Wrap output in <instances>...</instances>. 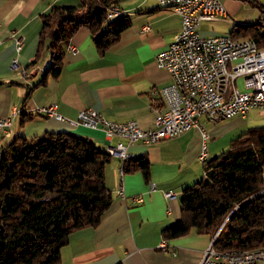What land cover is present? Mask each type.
<instances>
[{
	"label": "crops",
	"instance_id": "0c3cea01",
	"mask_svg": "<svg viewBox=\"0 0 264 264\" xmlns=\"http://www.w3.org/2000/svg\"><path fill=\"white\" fill-rule=\"evenodd\" d=\"M255 1L264 8V0ZM221 2L226 16L203 22L202 36L230 35L237 24L261 20L263 12L246 1ZM78 4V0H0V116L20 110L12 126L0 131V152L16 138L31 139L47 132L85 136L104 150L114 146L116 139L107 140L100 129L71 123L85 109H93L114 121H136L142 129L154 126L155 107L161 98L152 91L172 80L168 70L157 66L156 56L166 50L181 30L179 14L161 8L157 0H118L116 4L130 19L118 42L101 54L89 29L81 27L68 43L77 51L71 52L67 45L60 75L31 89L42 77L36 67L27 68L37 50L41 15L54 6ZM146 25L150 28L144 31ZM105 29L106 25L99 34ZM18 35L24 37L20 52L14 39ZM50 58V51L45 49L35 66L49 65ZM14 60L18 62L17 68L13 66ZM26 68L27 76L23 74ZM29 89L32 91L26 98ZM51 104H57L58 113L65 119L33 113L35 108ZM30 114H34L32 118ZM200 121L202 129L192 128L151 145L130 144L128 151L133 156L144 155L149 160L150 176L145 179L139 171L124 173V197L118 194L119 160L111 157L105 179L112 203L97 227L78 229L70 235L58 264H199L210 235L192 230L185 236L165 240L162 231L181 217L183 188L203 176V164L199 161L202 130L207 133L210 159L215 158L229 150L232 142L249 128L264 126V108L218 124L206 118ZM168 191L176 196L165 198ZM136 197L141 201L137 202ZM163 240L167 242L166 250L159 247Z\"/></svg>",
	"mask_w": 264,
	"mask_h": 264
},
{
	"label": "trees",
	"instance_id": "16d2710c",
	"mask_svg": "<svg viewBox=\"0 0 264 264\" xmlns=\"http://www.w3.org/2000/svg\"><path fill=\"white\" fill-rule=\"evenodd\" d=\"M78 1L41 15L37 50L27 68L37 64L45 49L51 61L31 89L60 75L65 49L81 27L89 29L102 54L130 25L128 15L106 18L107 9L118 0ZM244 1L264 13L255 0ZM259 31H264L260 22L237 24L230 36L250 37L264 50V34ZM110 161L111 155L93 140L71 132H47L9 143L0 152V264H58L70 235L97 227L110 207L105 179ZM123 169L139 171L145 179L150 176L144 155L130 157ZM203 169L200 180L183 188L181 217L163 229V238L176 239L192 230L213 237L227 218L214 246L234 248L230 251L264 248V126L249 128Z\"/></svg>",
	"mask_w": 264,
	"mask_h": 264
},
{
	"label": "built area",
	"instance_id": "2783aa9c",
	"mask_svg": "<svg viewBox=\"0 0 264 264\" xmlns=\"http://www.w3.org/2000/svg\"><path fill=\"white\" fill-rule=\"evenodd\" d=\"M157 2L161 7V2L166 0ZM169 9L180 15L182 28L176 40L156 58L157 66L168 70L172 80L170 84L152 91L153 95L161 98V103L155 107L157 115L154 126L142 129L136 121L110 120L93 109L82 110L78 119L72 121L76 125L100 129L110 140L118 139L109 150L111 155L120 160L121 182L118 194L122 197L123 164L132 157L127 144H155L164 138L177 137L192 128H201V118L218 124L234 116H245L252 109L264 108V53H259L256 41L250 37L234 39L225 38V35L205 37L200 34L203 22L226 16L221 0H177V8ZM119 13L118 8L110 7L107 17ZM261 19L264 24V13ZM144 30H148V26H144ZM259 33L263 35L264 31ZM23 39V36L16 38L17 51L22 49ZM16 64L17 60H14L13 66ZM239 78H243V89L239 88ZM37 111L63 119L57 112L56 104L38 108ZM15 115L16 110L9 116H0V131H7L12 126ZM202 136L199 161L205 164L210 154L204 130ZM150 187L153 188L154 184ZM165 196L173 198L176 193L168 191ZM135 199L141 201L140 197ZM218 234L214 235L204 250L199 264H264V255L253 254V249H244L243 257H231L230 249L234 248L218 249L214 246ZM159 247L168 249L167 242L161 241Z\"/></svg>",
	"mask_w": 264,
	"mask_h": 264
},
{
	"label": "rangeland",
	"instance_id": "374dc122",
	"mask_svg": "<svg viewBox=\"0 0 264 264\" xmlns=\"http://www.w3.org/2000/svg\"><path fill=\"white\" fill-rule=\"evenodd\" d=\"M243 1H244V0H243ZM157 3H158V2H157ZM110 7H116V8H118L119 11H120V14H118V15H116V16H114V17H110V18H108V17H107V13H106V18H107V19H112V18H115V17H117V16L123 14L122 9H121L118 5H112V6H110ZM110 7L107 9V12H108V10L110 9ZM161 8H162V7H161ZM225 10H226V9H225ZM179 16H180V15H179ZM146 26H148V25H146ZM149 28H150V27L148 26V30H149ZM181 28H182V21H181ZM143 30H144V28H143ZM144 31H147V30H144ZM180 31H181V30H180ZM179 33H180V32H179ZM179 33H178V34H179ZM178 34H177V35H178ZM18 36H20V35H18ZM18 36H15V38H14V39H15V47H17V44H16V38H17ZM176 37H177V36H176ZM176 37H175V40H176ZM23 40H24V39H23ZM175 40H174V41H175ZM174 41H173V42H174ZM173 42H172V43H173ZM172 43H171V44H172ZM167 48H168V47H167ZM167 48H166V49H167ZM68 49H69L71 52H73V50H76V47H74V46L71 47L70 45H68ZM16 50H17V49H16ZM20 51H21V50H20ZM20 51H17V52H20ZM74 52H75V51H74ZM160 53H161V52H160ZM157 56H158V55H157ZM157 56H156V58H157ZM13 63H14V61H13ZM15 66H16L15 68H17V66H18V62H17V64H16ZM33 67H36V68H35L36 70H35V69H33V70H35V71H39V72H41L42 75H43V73H44L45 70H44V71H41V70H42L43 67H45V69H46L47 66H33ZM33 67H32V68H33ZM38 68H40V69L38 70ZM23 74H24L25 76H27V75L29 74L28 69L24 70V71H23ZM238 85H239V88H240V89H243V87H244V85H243V78H239V79H238ZM56 105H57V104H56ZM48 106H49V105H48ZM43 107H46V106H43ZM38 108H41V107H38ZM38 108H35V110L33 111V113L38 114V115H45V114H43V113L38 112V111H37ZM14 110L17 111V114L20 113V110H18V109H14ZM14 110H13V111H14ZM13 111H12V112H13ZM57 112H58V111H57ZM17 114H16V115H17ZM16 115H15V116H16ZM60 115H61V114H60ZM7 116H9V115H7ZM45 116H47V115H45ZM61 116H62V115H61ZM48 117H51V116H48ZM62 117H63V116H62ZM14 118H15V117H14ZM14 118H13V120H14ZM54 118H55V117H54ZM56 119H57V118H56ZM63 119H65V118L63 117ZM63 119H59V120H63ZM77 119H78V117H77ZM77 119H76V120H77ZM76 120H73V121H76ZM71 123H72V121H71ZM12 124H13V123H12ZM73 124H74V123H73ZM75 125H76V124H75ZM78 125H81V124H78ZM83 126H84V125H83ZM86 127H87V126H86ZM88 128H91V127H88ZM92 129H94V128H92ZM102 132H103V131H102ZM186 132H187V131H186ZM184 133H185V132H184ZM104 135H105V134H104ZM105 138H106L107 140H109V141H111V140H113V139H116V143H117V141H118L117 138H112L111 140L108 139L107 137H105ZM116 143H115V145H116ZM136 143H137V142H136ZM140 143H141V142H140ZM115 145H114V146H115ZM127 145L129 146L130 144H127ZM114 146H109V148L106 149V151L109 153L108 150L110 149V147H114ZM109 154H110V153H109ZM110 155H111V154H110ZM132 156H133V155H132ZM111 157H116V156L111 155ZM116 158H117V157H116ZM209 159H210V158H209ZM118 160H119V158H118ZM119 167H120V160H119ZM123 174H124V173H123ZM119 175H120V171H119ZM120 177H121V175H120ZM122 177H123V176H122ZM263 185H264V183H263ZM263 191H264V187H263ZM119 196H120V195H119ZM165 198H167V197L165 196ZM226 220H227V218H226V219L223 221V223L217 228V230H216L217 232H220V230H221V228L223 227V225H224V223H225ZM217 232H216V233H217ZM216 233H215V234H216ZM215 234H214V235H215ZM214 235H213V237H214ZM213 237H211V240L213 239ZM211 240H210V242H211ZM210 242H209V244H210ZM208 246H209V245H208ZM160 248H161V247H160ZM164 248H165V247H164ZM162 249H163V248H162ZM164 250H165V249H164ZM203 253H204V252H203ZM202 256H203V255H202Z\"/></svg>",
	"mask_w": 264,
	"mask_h": 264
},
{
	"label": "bare ground",
	"instance_id": "6f19581e",
	"mask_svg": "<svg viewBox=\"0 0 264 264\" xmlns=\"http://www.w3.org/2000/svg\"><path fill=\"white\" fill-rule=\"evenodd\" d=\"M162 8H177V0H166V2H161ZM262 29L264 30L263 19L260 20ZM225 38H232L230 35H225ZM259 53H264V50L259 49ZM40 68H38L39 70ZM45 67L41 71H44ZM17 114V113H16ZM253 254L264 255V248L253 249ZM231 257H243V251H230Z\"/></svg>",
	"mask_w": 264,
	"mask_h": 264
}]
</instances>
